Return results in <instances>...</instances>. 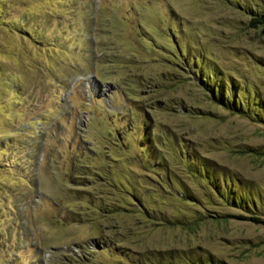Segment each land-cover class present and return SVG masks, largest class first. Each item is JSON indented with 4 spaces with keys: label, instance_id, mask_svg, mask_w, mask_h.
Returning a JSON list of instances; mask_svg holds the SVG:
<instances>
[{
    "label": "rangeland",
    "instance_id": "obj_1",
    "mask_svg": "<svg viewBox=\"0 0 264 264\" xmlns=\"http://www.w3.org/2000/svg\"><path fill=\"white\" fill-rule=\"evenodd\" d=\"M252 14L264 0H0V264H264Z\"/></svg>",
    "mask_w": 264,
    "mask_h": 264
},
{
    "label": "trees",
    "instance_id": "obj_2",
    "mask_svg": "<svg viewBox=\"0 0 264 264\" xmlns=\"http://www.w3.org/2000/svg\"><path fill=\"white\" fill-rule=\"evenodd\" d=\"M248 25L250 27H256L258 25H262L263 28H261V29L263 30L264 29V14H252V15H250ZM200 79H201V77H200ZM214 89H215V92H214ZM221 91H222V89H220V86H218V88H217L215 86L210 85L209 89H208L209 94L212 93L214 98H215V95H218ZM218 97H219V95L216 98H218ZM220 102H222L223 106H225V107H227V105L228 106L231 105V100L226 101V99H223V101L220 100ZM251 218L254 220H258L257 216H251ZM93 248H96V250H98L99 249L98 243H96V241L94 239H88V241H76V242L68 245L66 248H63V250H61L60 252H61L63 257L64 256L68 257L69 261H71L72 263L73 262L76 263V262L88 261L90 256L92 255V253L94 251ZM137 259H139V258H137ZM142 259H144V258H142ZM137 262H138V264H140L139 260H137ZM199 263L203 264V262H199Z\"/></svg>",
    "mask_w": 264,
    "mask_h": 264
}]
</instances>
